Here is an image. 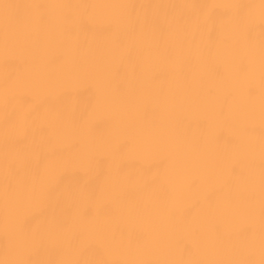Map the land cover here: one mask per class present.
Here are the masks:
<instances>
[{
	"label": "bare ground",
	"instance_id": "bare-ground-1",
	"mask_svg": "<svg viewBox=\"0 0 264 264\" xmlns=\"http://www.w3.org/2000/svg\"><path fill=\"white\" fill-rule=\"evenodd\" d=\"M0 264H264V0H0Z\"/></svg>",
	"mask_w": 264,
	"mask_h": 264
}]
</instances>
